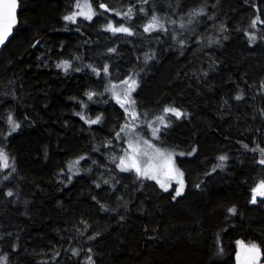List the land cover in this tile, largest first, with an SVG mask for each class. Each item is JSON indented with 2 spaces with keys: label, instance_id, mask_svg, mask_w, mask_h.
Returning <instances> with one entry per match:
<instances>
[{
  "label": "trees",
  "instance_id": "16d2710c",
  "mask_svg": "<svg viewBox=\"0 0 264 264\" xmlns=\"http://www.w3.org/2000/svg\"><path fill=\"white\" fill-rule=\"evenodd\" d=\"M18 2V25L0 51V100L5 107L14 104L22 125L4 141L16 165L13 177L0 184V256L7 255L6 264L85 261L86 253L73 256V247L91 248L94 264H236V240L264 243V203L261 198L256 204L249 203L250 188L264 178L260 153L249 150L264 147V116L260 115L264 110L260 88L264 39L250 45L244 35L245 29L256 31L249 28L255 15L264 19V0H149L148 16L155 6L159 16L167 13L172 19L207 4V15L183 30L187 35L194 29L183 51L170 36H161L157 42L155 34L143 33L140 25L146 18L139 6L128 22L138 35L117 39L101 29L107 23L103 16L94 17V22L79 23V18L77 25L66 24L61 17L74 0ZM105 2L124 11L129 4V0ZM114 19L123 22L121 17ZM221 23L226 29L223 33ZM257 29L264 36V25L258 24ZM196 36L203 37L200 45ZM209 37L219 42L208 46ZM109 47L117 52L109 54ZM149 47L156 56L145 64L142 53ZM73 54L81 57L73 61L74 67H82L81 72L65 73L55 67L61 58ZM106 61L121 78L129 68L139 71V87L133 95L142 110L156 112L158 107L173 104L188 114L180 120L172 117L163 137L169 149L187 153L197 148L192 156L178 159L185 173V191L176 200L152 181L135 183L134 174L113 172L118 181L115 187L102 180L100 188L93 183L101 173L108 178V167L114 168L105 159L103 144L122 116L114 102L104 103L107 96L95 97L86 110L90 118L102 113V123L89 126L75 113L80 111V99L87 102L86 89L100 91L104 86L83 66L94 63L102 68ZM5 92L9 93L6 98ZM237 93L242 97L239 100L234 98ZM94 146L99 151L94 152ZM84 153L91 159L81 161L80 167H91V171L75 173L70 182L66 175L57 178L66 162ZM220 154H227L228 160L223 169L212 171ZM5 188H12L14 195L4 196ZM93 196L110 209L116 208L123 220L116 212L101 211ZM231 206L236 207L235 214L227 212ZM82 219L88 230L80 223ZM93 232L100 235L86 240ZM261 252L260 264H264V247Z\"/></svg>",
  "mask_w": 264,
  "mask_h": 264
},
{
  "label": "snow or ice",
  "instance_id": "6c2138e0",
  "mask_svg": "<svg viewBox=\"0 0 264 264\" xmlns=\"http://www.w3.org/2000/svg\"><path fill=\"white\" fill-rule=\"evenodd\" d=\"M149 0H136V4H132L129 0L127 10H121L113 8L110 4L106 3L105 0H99L97 5V0H74L71 4L70 10L66 14L62 15L61 19L66 22V24H78V18H82V21L94 22L93 18L103 16L107 23L101 24L100 27L104 32H109L113 37L127 38L134 37L138 35V30L132 24L128 23L132 20L133 16L137 14L136 9L146 18L140 27L143 29L144 34H155L157 42L160 41L161 36H170L174 45H178L183 51L184 48L188 46V38L194 29H190L189 33L186 35L183 31L189 28L195 21L199 23L198 18L207 15V4H201L198 7L190 9L187 13H184L178 19H172L165 13L164 17L157 14L155 6H153V11L151 16H148L147 5ZM256 7L255 4L252 5ZM18 7L17 0H0V45L5 44V41L9 38L12 33L14 26L18 23L15 10ZM169 7H171L169 5ZM213 8L215 5L212 6ZM102 10V11H101ZM177 9H172L175 12ZM112 13L113 16L109 17L107 14ZM115 17H121V21H115ZM186 17V18H185ZM209 20L214 19V16H208ZM264 25V19H261L259 14L255 15L249 25L250 29L256 31H250L249 29L244 30V35L248 37V43L251 45L257 39H264V36H259L257 25ZM76 31H80L77 27ZM219 31L223 33L226 31L224 25L221 23L219 25ZM117 34H122V36H117ZM227 36H223V39H227ZM144 39H148V35L144 36ZM203 40L202 36H196L195 41L197 45H200ZM219 39H213L209 37L208 46L213 43H218ZM109 54L116 53L117 49L115 47L107 48ZM144 58V63L147 64L149 60L155 59L156 51L149 47V50L142 53ZM39 59V57H37ZM139 60V57H137ZM81 57L73 54L70 58H61L55 63V67L61 71L67 73L70 70L76 72H81L82 67H74L73 61H80ZM45 66H47V61H45ZM90 70V73L97 77L96 83L99 84L101 81L104 82L103 90L97 91L93 89H86L83 95L87 97V102L83 99L79 100L80 111L76 112L75 115L79 116L80 120L89 126L100 124L104 121L103 114H97L95 118H90L86 115V110L88 109V102H95V97L99 96L101 98L106 97L104 100L106 104H112L114 102V107L118 115L122 118L113 125L112 129L109 131L108 137L105 139L103 147L106 149L105 159L108 161L109 165H114V168L108 167L109 176L104 178V174L97 180L93 181L96 188L101 187L100 181L103 184L109 185L110 187H115V177L111 175L113 172L116 173H127L134 174L135 183L141 185L145 181H154L156 185L159 186L165 192L169 191L170 187L175 188V192H169L173 200L185 191V173L177 166L175 160L176 156H192L193 153L197 151L194 146L191 151L185 153L183 151L177 152L174 149L170 150L165 146V141L163 137L166 135L167 130L172 124V117L176 120L187 117V113L182 111L177 106L173 104H165L162 107H158L156 112H150L147 110H142V105L134 98L133 93L137 91L139 87V71L135 67L129 68L125 73H117L114 75L111 71V65L109 62H104L103 67H99L94 63H89L83 66ZM203 75H207L204 72ZM260 88L264 90V81L261 82ZM3 97H8L9 93L5 92L2 94ZM235 99H241V94L237 93L234 97ZM11 99L13 102L17 100L16 94H11ZM73 100L76 98L73 97ZM227 103V101H224ZM0 108L4 111L0 112V137H3V141H0V184L9 181L13 174L16 172L15 158L9 154V152L4 147V141H7L12 133L17 132L18 129L22 127L21 122L15 116L14 104L5 107L4 100H0ZM261 116H264V110L260 112ZM27 119V117H25ZM6 128V130H5ZM255 143V141H254ZM242 147L248 149L247 144H242ZM253 153L257 151L260 153L261 158L258 163L264 166V147L257 145L255 148L249 149ZM93 151H99V147L94 146ZM107 152L111 154L108 155ZM91 157L88 153H84L76 156L74 159L66 162L65 167L61 168L57 173V178L65 176L70 182L73 179L75 173L81 171H91V167L88 169H83L80 167L81 161L87 162ZM228 160L227 154H220L217 157V164L214 165L212 171L216 168L223 169L225 162ZM97 160H92V165H97ZM100 167H105V165H100ZM7 174H3V173ZM63 183V180H61ZM195 187L199 188L200 184H196ZM251 198L249 203L256 204L258 202L257 198H261L260 202L264 203V178L258 180L254 186L250 188ZM3 195L7 197H12L14 191L12 188H5L3 190ZM92 199L99 204L100 210L107 212H116L121 220L123 216L117 212L116 208H109L107 204L100 203L96 196ZM119 200L120 197H117ZM236 207L231 206L227 208L229 214L236 213ZM81 224L84 225L85 230H88L89 225L87 221L81 220ZM80 237H84V232L80 229L76 230ZM10 235V234H9ZM99 232H93L91 235L86 237V240L92 241L99 236ZM71 242V241H70ZM218 245L220 243V238L217 236ZM237 245V251L235 253L236 264H260L262 252L261 248L264 247V243L258 244L255 241L250 242L245 245L241 240L235 241ZM13 251L16 249V244L11 245ZM84 251L86 253L85 261H81L80 264H94L92 258V249H81L71 248L73 256H79L80 252ZM222 253V249H219ZM59 253H55L58 256ZM7 255L0 256V264H6Z\"/></svg>",
  "mask_w": 264,
  "mask_h": 264
},
{
  "label": "rangeland",
  "instance_id": "374dc122",
  "mask_svg": "<svg viewBox=\"0 0 264 264\" xmlns=\"http://www.w3.org/2000/svg\"><path fill=\"white\" fill-rule=\"evenodd\" d=\"M79 19V18H78ZM82 19V18H81ZM134 94V93H133ZM170 150H173V149H170ZM175 151H177V150H175ZM177 152H179V151H177ZM185 156H187V155H185ZM185 156H176L175 157V160H176V162H177V166L179 167V164H178V159L179 158H183V157H185ZM182 170V169H181ZM152 182H154V181H152ZM155 183V182H154ZM158 186V185H157ZM158 188H159V186H158ZM160 189V188H159ZM161 191H163L162 189H160ZM163 192H165V191H163ZM168 192H172V193H174L175 192V188L174 187H170L169 188V191ZM184 193V192H183ZM182 193V194H183ZM181 194V195H182ZM259 198V197H258ZM243 244H245V245H247L246 243H243Z\"/></svg>",
  "mask_w": 264,
  "mask_h": 264
},
{
  "label": "water",
  "instance_id": "95a60500",
  "mask_svg": "<svg viewBox=\"0 0 264 264\" xmlns=\"http://www.w3.org/2000/svg\"><path fill=\"white\" fill-rule=\"evenodd\" d=\"M17 3H18V7H17L16 10H15L16 18H17V16H18V11H19V2H18V0H17ZM17 21H18V18H17ZM17 25H18V23L14 26V29H13L12 33L10 34L9 38L5 41V44L0 45V51H1L2 48L6 45V43L8 42V40L11 38V36H12L14 30L16 29Z\"/></svg>",
  "mask_w": 264,
  "mask_h": 264
},
{
  "label": "bare ground",
  "instance_id": "6f19581e",
  "mask_svg": "<svg viewBox=\"0 0 264 264\" xmlns=\"http://www.w3.org/2000/svg\"><path fill=\"white\" fill-rule=\"evenodd\" d=\"M43 106V105H42Z\"/></svg>",
  "mask_w": 264,
  "mask_h": 264
}]
</instances>
